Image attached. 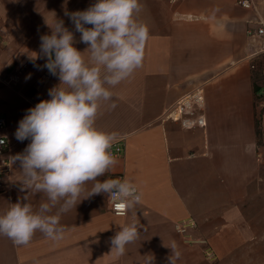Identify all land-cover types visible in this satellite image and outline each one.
I'll list each match as a JSON object with an SVG mask.
<instances>
[{
	"label": "crops",
	"instance_id": "1",
	"mask_svg": "<svg viewBox=\"0 0 264 264\" xmlns=\"http://www.w3.org/2000/svg\"><path fill=\"white\" fill-rule=\"evenodd\" d=\"M237 1L140 0L138 19L149 29L142 66L111 89L112 100L102 105L96 127L122 146L115 167L97 180L120 173L137 185L142 201L120 216L110 211L104 193L82 199L62 215L65 231L59 241L37 232L27 245H16L0 235V264H171V259L193 264L201 259L202 248L188 239L197 232L187 229L184 235L177 225L208 211L216 218L226 215L262 146L256 137L250 60L264 45L246 29L264 23V0H254L249 9ZM95 2L0 0V113L12 143L10 172L0 184V215L11 204L27 202L25 197L34 208L45 202L43 194L21 190L22 169L12 158L30 140L18 141L15 132L27 110L50 99L49 89L60 83L38 58L41 36L51 34L48 23L63 20L78 41L74 46L84 51L87 45L79 42L81 34L65 13ZM15 70L18 81L4 83L6 73ZM258 86L264 94V79ZM198 87L206 125L186 128L171 112ZM259 105L264 128V101ZM134 220L139 238L123 256L111 253V238Z\"/></svg>",
	"mask_w": 264,
	"mask_h": 264
},
{
	"label": "clouds",
	"instance_id": "2",
	"mask_svg": "<svg viewBox=\"0 0 264 264\" xmlns=\"http://www.w3.org/2000/svg\"><path fill=\"white\" fill-rule=\"evenodd\" d=\"M142 7L140 0H96L85 10L66 12L81 34L79 42L87 45L84 51L74 46L78 41L63 20L48 23L51 34L41 36L38 58L45 59L43 68L60 83L49 89L50 99L29 108L19 121L15 137L30 143L12 158L22 169L21 190L43 194L45 202L34 208L25 197L27 202L11 204L0 215V235L14 244L27 245L37 232L59 241L65 231L62 215L92 195L106 194L120 215L142 201L143 193L127 178L97 180L117 158L111 152L112 135L96 127L102 105L112 100L111 89L142 66L149 39L147 25L138 19ZM139 227L135 220L121 226L111 238V253L123 256L139 238Z\"/></svg>",
	"mask_w": 264,
	"mask_h": 264
},
{
	"label": "rangeland",
	"instance_id": "3",
	"mask_svg": "<svg viewBox=\"0 0 264 264\" xmlns=\"http://www.w3.org/2000/svg\"><path fill=\"white\" fill-rule=\"evenodd\" d=\"M257 99L254 120L258 122L257 141L262 145L260 155L256 156L254 170L243 178L241 191L233 197V208L223 211L226 215L216 218L208 211L201 219L192 218L194 224L188 229L198 235L194 233L188 239L202 248L201 259L193 264H264V128L259 105L264 94Z\"/></svg>",
	"mask_w": 264,
	"mask_h": 264
},
{
	"label": "built area",
	"instance_id": "4",
	"mask_svg": "<svg viewBox=\"0 0 264 264\" xmlns=\"http://www.w3.org/2000/svg\"><path fill=\"white\" fill-rule=\"evenodd\" d=\"M168 1L171 4H176L179 0ZM237 2L247 9L254 7V0H238ZM246 34L251 38H260L262 40V45H264V23H261L254 27H248L246 29ZM261 52H264V50L255 53L252 56V59ZM251 60L250 68L253 67V65H251ZM2 81L6 84L13 85L18 81V74L15 72H11L7 75V77L2 78ZM203 101L204 99L202 88L198 87L188 94L182 96L177 101L174 107V111L171 112V115H173V117L175 118H178L183 127H204L206 125V121L203 113ZM6 128V117L4 114L0 113V141H3L2 143H0V184L6 180L11 168L12 143L10 142L6 134ZM111 152L115 157L120 155V153L122 152V146L119 141H113ZM114 178L123 179V176L120 173H112L110 175V179ZM108 207L113 214L120 215L118 209L116 208V203L113 202L109 197ZM193 224L194 221H192V218H189L187 220H184L181 224L177 225L176 230L185 235L187 233V229Z\"/></svg>",
	"mask_w": 264,
	"mask_h": 264
},
{
	"label": "trees",
	"instance_id": "5",
	"mask_svg": "<svg viewBox=\"0 0 264 264\" xmlns=\"http://www.w3.org/2000/svg\"><path fill=\"white\" fill-rule=\"evenodd\" d=\"M251 65H253V67L251 68V71H252V82H253L254 91H255L254 99H257V97L262 94L261 91H259L258 82L261 79H264V52H261L257 56H255L251 60ZM255 123L257 125L258 123L257 120L255 121Z\"/></svg>",
	"mask_w": 264,
	"mask_h": 264
}]
</instances>
